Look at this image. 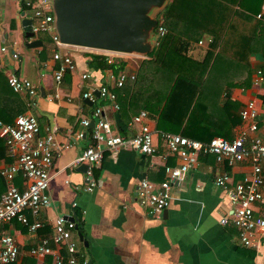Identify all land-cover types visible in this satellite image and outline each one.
<instances>
[{
  "label": "crops",
  "instance_id": "0c3cea01",
  "mask_svg": "<svg viewBox=\"0 0 264 264\" xmlns=\"http://www.w3.org/2000/svg\"><path fill=\"white\" fill-rule=\"evenodd\" d=\"M21 1L0 0V70L7 77L15 74L27 79L38 88L34 107L28 106L26 94H17L28 107L26 114L36 118L41 137L45 135L46 128L53 131L57 151L46 192L51 202L37 215L42 227L36 234H30L16 220L0 226V237L9 235L17 242L19 256L15 263L50 264L49 256L37 260L28 256V251L42 239L50 241L54 222L62 217L67 221L73 218L78 225L71 237L77 244L79 261L86 264H264V235L258 234L256 248L243 247L238 229L230 221L224 225L220 223L223 217L231 220L233 206L214 180L226 173L232 184L239 182L250 172L247 162L227 166L217 163L213 156L206 159L201 156L194 168L169 190L170 201L165 213H154L140 207L137 201L140 182L146 179L157 187L165 180L163 165L179 164L174 156L163 159L168 153L159 136L162 131L157 127L163 97L145 103L137 99L141 111L148 114L146 123L153 132L155 155L149 157L126 148L106 151L100 167L93 171V190H86V165H75L74 162L88 146L94 145L93 128L83 127L81 121L90 120L92 108L99 106L113 134L130 137L135 131L129 127L133 115L119 112V107L115 110L111 102L94 95L104 84L117 89L113 88L111 71L102 74L89 68L87 54L96 52L78 48L67 50L65 47L63 52L71 55L76 71L64 75L60 84L54 82L52 72L58 68V63L52 57H45L38 37L34 35L31 40L39 41L40 46L26 48L24 45L21 20L30 18L21 10ZM261 8L264 12V1ZM22 13L23 17L20 16ZM201 41L204 42V38ZM207 47L208 44L198 46L192 43L187 54L201 60ZM3 48L4 52L1 51ZM12 53L17 55V59L12 58ZM135 61L133 57L125 60L126 74L137 75L138 67L136 69L133 65H137ZM250 61L253 70L264 66V60L259 56L252 55ZM83 73L89 74L90 78L82 81ZM152 85L153 80L148 88L141 89L147 92ZM86 91L95 96V105L81 98ZM55 93L59 98L49 97ZM242 94L241 89L234 88L230 90L229 98H220L221 103L231 104V110L237 117L245 104L246 97L242 98ZM240 125L234 128V136ZM77 134L83 137L77 138ZM3 148L0 169L14 161L6 146ZM14 185L20 189L24 187L19 177L14 180ZM6 188L7 183L0 176V196ZM73 203L76 204L74 208ZM25 216L32 220L29 211H25ZM79 232L85 236L87 247L79 241ZM50 247L54 248L52 242Z\"/></svg>",
  "mask_w": 264,
  "mask_h": 264
},
{
  "label": "built area",
  "instance_id": "2783aa9c",
  "mask_svg": "<svg viewBox=\"0 0 264 264\" xmlns=\"http://www.w3.org/2000/svg\"><path fill=\"white\" fill-rule=\"evenodd\" d=\"M173 0H169V3ZM26 7L31 8L32 18L30 31L36 35L49 34L56 47L52 59L58 63V68L53 70L54 82L58 85L66 73H74L76 65L71 55L64 53L59 43L58 36L53 26V14L49 0H23ZM260 16L258 15L257 18ZM165 33L163 27L158 28L159 36ZM207 41H199L198 46L207 45ZM2 52L5 48L1 49ZM101 53V52H99ZM106 56L108 65H113L117 60H122L121 55L114 53H102ZM12 58L17 55L12 53ZM111 73L113 88H121L126 80L136 79V75H128L119 72L117 76ZM90 75L83 73L81 80L86 81ZM7 83L14 93H24L29 98L28 106H35V97L38 88L29 80L11 74ZM250 92L249 99L238 111L241 120L235 138L227 141L224 138L215 137L209 142L193 140L180 134L160 132L159 136L164 142L168 155L163 156L167 160L174 156L179 160L177 166L163 165L165 180L159 186L146 179L140 182L137 189V201L140 207L160 213L169 206V190L174 183L180 181L194 166L201 156H213L217 163L233 166L236 163H249L250 172L239 182L232 184L231 177L224 173L215 178V185L222 189L233 206L231 220L223 217L222 225L230 221L239 231V241L243 247L256 248L258 246V234L264 235V102L261 96L264 94V74L261 68H255L252 73L251 88L241 89L242 93ZM99 99L109 101L113 108L118 110L115 103L116 94L109 85H101L98 88ZM50 98H59L55 93ZM84 100H89L95 105V96L91 91L81 95ZM148 114L140 111L136 114L129 127L134 129L130 137H122L113 134L109 122L106 120L102 107L94 106L91 118L83 119L81 125L85 128L93 122L92 140L94 145L88 146L74 164L85 163V177L88 192L95 186L93 180L94 169L100 167L106 151H116L126 148L137 151L145 156L152 157L156 153L153 144V132L146 123ZM77 134V138H82ZM0 138L13 163L0 169V176L6 181L7 188L0 196V226L13 220L18 221L30 234H36L42 227L37 219L41 208L50 204L47 190L51 181L50 171L53 166L57 146L54 142L53 131L46 128L45 135L41 137V130L35 117L29 114L18 115L12 124L0 122ZM167 157V158H166ZM22 179L24 187L21 189L14 185V180ZM75 203L72 204L74 208ZM29 211L32 220L25 216ZM76 228V222L67 221L58 217L54 222L53 233L50 238L42 239L28 251V256L37 260L51 258L50 264H86L79 261L77 244L72 240V232ZM50 242L54 248L50 247ZM62 250L66 252L63 256ZM19 256V248L16 240L9 236L0 237V264L15 262Z\"/></svg>",
  "mask_w": 264,
  "mask_h": 264
},
{
  "label": "trees",
  "instance_id": "16d2710c",
  "mask_svg": "<svg viewBox=\"0 0 264 264\" xmlns=\"http://www.w3.org/2000/svg\"><path fill=\"white\" fill-rule=\"evenodd\" d=\"M263 1L173 0L168 3L155 17V33L159 27L165 33L146 56L156 67L153 85L145 92L136 86V79L128 78L121 88L111 89L116 94L119 112H130L134 117L141 111L137 99L145 103L163 97L164 104L157 117V127L162 132L202 142L215 137L232 141L234 128L241 120L232 112L231 104L221 103L220 98H229L234 88H251L250 57L256 55L264 60ZM20 4L21 10L32 18L31 8L23 0ZM35 36L41 42L45 57H53L56 47L49 34ZM203 38L211 42L201 60L193 59L187 54L188 48ZM87 56L93 72L111 71L114 76L125 72L126 63L122 60L108 65L102 54L88 53ZM261 69L264 74V66ZM7 78L0 70V122L12 124L18 115L26 114L28 107L10 89ZM261 98L264 102V94ZM3 145L4 140L0 138V154L4 152ZM62 254L66 256L64 250Z\"/></svg>",
  "mask_w": 264,
  "mask_h": 264
},
{
  "label": "water",
  "instance_id": "95a60500",
  "mask_svg": "<svg viewBox=\"0 0 264 264\" xmlns=\"http://www.w3.org/2000/svg\"><path fill=\"white\" fill-rule=\"evenodd\" d=\"M53 26L62 46L92 52L146 57L156 47L159 34L155 33L158 12L169 0H49ZM24 16V13L20 15ZM31 20L23 18L21 29L26 48L40 46L32 41ZM99 97V92L94 94ZM90 128L94 127L93 122ZM163 213H165L163 211ZM68 221H74L68 218ZM76 230L78 225H76ZM79 241L88 246L79 232Z\"/></svg>",
  "mask_w": 264,
  "mask_h": 264
},
{
  "label": "rangeland",
  "instance_id": "374dc122",
  "mask_svg": "<svg viewBox=\"0 0 264 264\" xmlns=\"http://www.w3.org/2000/svg\"><path fill=\"white\" fill-rule=\"evenodd\" d=\"M208 39H206L205 41H207ZM65 49L69 50L71 48L66 47ZM92 52V51H91ZM96 54H102L99 52H96ZM104 55V54H102ZM133 57V56H126V55H121L120 58H124L125 60H127L128 58ZM193 57V56H192ZM127 58V59H126ZM134 60H136V64H133L134 67L137 69V75H136V85L140 88H148V85L152 82V80L154 79L155 73H156V67L155 65L146 57L144 58H140V57H133ZM131 60V59H130ZM242 98H245L244 102H247V100L249 99V95L250 92H246L244 94H242Z\"/></svg>",
  "mask_w": 264,
  "mask_h": 264
}]
</instances>
